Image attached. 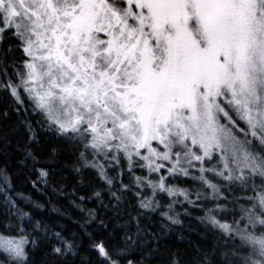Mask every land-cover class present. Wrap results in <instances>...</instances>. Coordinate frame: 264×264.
Returning <instances> with one entry per match:
<instances>
[{
  "label": "snow or ice",
  "instance_id": "6c2138e0",
  "mask_svg": "<svg viewBox=\"0 0 264 264\" xmlns=\"http://www.w3.org/2000/svg\"><path fill=\"white\" fill-rule=\"evenodd\" d=\"M0 196V264H264V0H0Z\"/></svg>",
  "mask_w": 264,
  "mask_h": 264
},
{
  "label": "trees",
  "instance_id": "16d2710c",
  "mask_svg": "<svg viewBox=\"0 0 264 264\" xmlns=\"http://www.w3.org/2000/svg\"><path fill=\"white\" fill-rule=\"evenodd\" d=\"M65 175H67V173H65ZM74 183L75 181H70L66 185L64 192L61 194H52L49 190L48 194L45 195L43 192L35 191L34 189H32L30 184L23 183L21 179L14 178V188L10 192V195H12V197L21 204V206L25 207L26 210L30 208L31 205L23 200L21 196L17 195L18 193L22 194L23 197H31L32 200L39 201L41 203L47 201L49 197H52V204L47 205L44 209L37 211L41 212L44 215L45 219L49 220L52 223H56L57 221H59V223L66 225L69 232L78 231V226L73 222L81 220V217L84 214L80 212L79 208L75 206L73 201H76V203H80L78 197L83 193L77 192L75 195H73L74 188L72 185ZM53 206L55 207L56 211H53ZM87 207H93L91 201H87ZM3 211V197L0 196V213H3ZM60 213H63V215H60ZM94 228L95 225H92L90 226L89 230H92ZM165 240L168 241L171 245H178L181 243L180 241H178L175 233L165 237ZM83 254L86 256L88 255V253L86 252ZM92 258L94 259V256Z\"/></svg>",
  "mask_w": 264,
  "mask_h": 264
}]
</instances>
